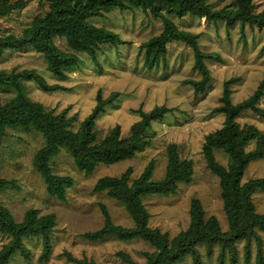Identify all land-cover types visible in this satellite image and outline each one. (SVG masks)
<instances>
[{
  "label": "rangeland",
  "instance_id": "rangeland-1",
  "mask_svg": "<svg viewBox=\"0 0 264 264\" xmlns=\"http://www.w3.org/2000/svg\"><path fill=\"white\" fill-rule=\"evenodd\" d=\"M213 8L230 5L232 0H208ZM256 11L264 8V0H253ZM48 10L46 0H24V4L0 17V35L20 34L32 19ZM178 28L198 33L199 48L215 53L218 59L205 58L211 80L206 89L195 93L184 80L198 79L193 69L192 49L181 41L167 43L165 58L155 67L147 69L144 48L141 43L160 33L159 18L140 8L113 9L88 21L118 33L116 45L103 44L96 51V61L87 52H79L77 65L63 67L62 74L50 70L47 58L31 45L4 49L0 56V70H30L38 73L50 85H59L54 90H42L33 78L23 79L26 95L40 102L54 113L66 110L75 116L71 128L77 130L80 122L96 106V94L100 90L103 99L111 92L116 98L103 105L95 118L96 135H107L115 124L120 125V136L128 137L131 125L140 118L138 109L149 111L165 105L167 110L161 118L151 122V142L137 148L128 158L113 163H98L90 173L79 169L72 155L60 148L51 158L52 172L68 176L72 183L66 186L64 199L51 196L46 190L42 175L33 166V157L43 145L40 132L32 127L7 128L0 142V178L7 181L0 190V201L20 222L28 210L36 216L54 215L49 233V247L43 235L35 234L22 238L27 254L15 251L9 257L10 264H75L74 259H86L94 264H129L119 253L130 257L134 264H144L146 253L155 247L140 237L120 239L108 235L102 239L88 240L85 232L94 231L103 225L104 216L99 203H103L115 224L130 227L133 220L119 199L106 190H96L100 177L117 176L130 168V181L142 172L150 160L154 161L152 178L164 175L167 162L166 145L175 143L181 158L192 161V176L188 182L179 183L175 192L168 195L150 194L142 201L149 214L148 226L166 232L169 238L188 227L190 200L198 198L206 216H216L222 230L228 228L220 196L219 178L206 166L202 146L206 136L220 128L224 115L215 110L221 104L223 84L235 77L230 84L231 101L237 103L258 86L264 76V29L235 22L206 20L192 14L181 17L169 15ZM61 49H66L63 37L55 38ZM15 94L13 88L0 86V100L5 102ZM258 105L264 107V95ZM236 120L252 123L264 132V119L250 110L240 113ZM253 143L247 148L253 147ZM216 159L223 165L227 156L220 149ZM264 176V158L251 161L241 181ZM255 211L264 214V191L257 190L252 196ZM260 246L255 240L249 244V258L245 259V240L236 242L235 264H257L260 251L264 261V232ZM8 235L0 232V249L7 243ZM200 264H231L225 253L219 263V249L213 247L208 254L203 244L197 245ZM175 264H193L192 257L185 255Z\"/></svg>",
  "mask_w": 264,
  "mask_h": 264
},
{
  "label": "trees",
  "instance_id": "trees-1",
  "mask_svg": "<svg viewBox=\"0 0 264 264\" xmlns=\"http://www.w3.org/2000/svg\"><path fill=\"white\" fill-rule=\"evenodd\" d=\"M48 10L36 15L20 34L0 35V56L4 49L31 45L48 60L51 71L62 74L63 67L77 65L79 52H87L96 61V51L103 44L116 45L121 39L118 33L103 27H97L88 19L101 16L113 9L140 8L159 18L162 30L141 43L144 48L143 62L147 69L157 66L166 55L167 43L181 41L193 52L195 69L200 77L187 78L184 81L193 87L195 93L203 92L210 83L211 75L204 59L215 58V53L204 52L198 45V33H192L177 27L169 15L181 17L192 14L211 21H224L226 24L240 22L250 27L264 29V8L256 11L253 0H232L230 5L215 9L208 0H46ZM24 0H0V17L21 7ZM63 37L66 49L55 43V38ZM264 48V45L263 47ZM33 78L42 90L50 91L59 85L48 84L38 73L30 70H0V86L13 88L15 94L5 102L0 100V142L7 128L32 127L41 133L43 145L33 157V166L42 175L46 190L51 196L64 199L66 186L72 183L68 176H59L52 172L51 158L60 148H65L73 157L79 169L90 173L100 163H113L130 158L137 148H143L151 142L153 130L151 122L159 119L169 110L165 105L155 106L149 111L138 109L140 118L130 127L129 136H120V125L115 124L102 138L96 135L95 118L107 102H111L118 92H111L103 99L101 91L96 94L97 104L79 124L77 130L71 128L75 116H68L66 110L54 113L40 102L31 100L25 93L23 79ZM235 77L223 84L221 104L216 111L224 115L223 125L210 132L203 143L202 151L208 169L219 178L220 196L228 228L222 230L214 215L206 216L205 210L196 197L190 200L188 227L169 238L166 232L148 226L146 207L143 197L150 194L168 195L177 189L179 183L188 182L192 176V161L181 158L178 147L171 142L166 145L167 162L164 175L152 178L154 161L150 160L138 177L130 181L131 169L117 176L100 177L95 189L119 199L134 225L130 227L115 224L103 203H99L104 216L103 225L83 235L88 240L102 239L114 235L120 239L140 237L152 244L155 249L146 253L144 264H175L185 255H190L193 264H200L197 245L203 244L208 254L213 247L219 249V263L225 253L230 256L231 264L236 263V242L244 239L245 259L249 258V244L255 240L260 246L259 231L264 232V214L255 211L252 194L264 191V176L241 181L248 164L264 158V132L252 123H240L237 116L250 110L264 119V107L258 105L264 95V76L256 89L245 99L232 103L230 84ZM252 148L247 149L251 144ZM222 150L227 156L226 165L215 157L216 150ZM7 181L0 178V190ZM54 215L37 217L34 210H28L25 217L17 222L0 201V232L8 235L7 243L0 249V264H10L9 257L15 251L27 254L22 242L23 237L41 234L46 248L49 247V233ZM134 264L130 257L119 253ZM257 264H264L262 254L257 253ZM75 264H94L86 259H74Z\"/></svg>",
  "mask_w": 264,
  "mask_h": 264
}]
</instances>
